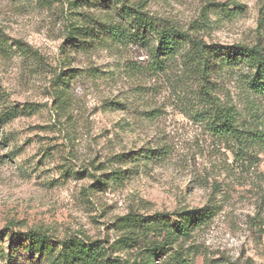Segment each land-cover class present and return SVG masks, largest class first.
Wrapping results in <instances>:
<instances>
[{
    "label": "rangeland",
    "instance_id": "obj_1",
    "mask_svg": "<svg viewBox=\"0 0 264 264\" xmlns=\"http://www.w3.org/2000/svg\"><path fill=\"white\" fill-rule=\"evenodd\" d=\"M72 1L0 0V31L40 56L0 55L4 100L34 106L0 128V264H50L23 250L22 239H9L14 231L43 232L53 242L98 241L111 259L132 261L138 248L117 243L118 217L162 213L173 222V213L204 206L214 207L212 217L144 264H264V136L238 149L210 129L199 115L197 83L179 61L156 70L135 43L65 53ZM208 1L244 10L205 18ZM126 2L142 4L159 26L194 32L207 44L264 43V0ZM77 11L108 14L91 4ZM65 69L71 77L60 104L56 76ZM242 75L224 71L215 95L237 107L243 129L258 126L263 135L264 97L248 92ZM163 146L159 160L143 154L133 163L116 161L120 153ZM119 170L125 174L115 179Z\"/></svg>",
    "mask_w": 264,
    "mask_h": 264
},
{
    "label": "trees",
    "instance_id": "obj_2",
    "mask_svg": "<svg viewBox=\"0 0 264 264\" xmlns=\"http://www.w3.org/2000/svg\"><path fill=\"white\" fill-rule=\"evenodd\" d=\"M40 1L50 4L53 0ZM87 4L99 7L101 12L108 13L107 16H92L77 11ZM70 6L72 12L69 14L72 13V16L65 26L64 44L61 47L65 53L85 52L109 42L135 43L146 49L156 70H164L168 63L179 61L197 83L195 97L197 103L202 105L199 115L210 129L233 141L238 149L248 148L249 145L244 144L245 142L262 141L264 134L262 135L259 127L243 129L237 107L232 102H221L215 95V88L216 80L223 72L234 69L243 71V85L248 92L264 97V43L207 44L194 32L173 26H159L144 11L142 4L130 5L126 0H74ZM202 8L205 18H208L209 12L214 11L233 18L244 10V6L236 2L208 1ZM73 15L77 17L74 18ZM261 22L260 19L259 25ZM2 54L22 55L40 61V56L27 43L18 39L10 40L0 31V55ZM69 73L70 70L65 69L56 76L57 99L60 104L65 100L64 88L71 77ZM33 110L32 104L6 102L0 93V128ZM252 114L250 118L254 124L259 123L260 117ZM2 140H6V136ZM143 154L159 160L164 157L165 147L120 153L115 157L117 162L133 163ZM112 174L115 179H121L125 171H114ZM104 184L106 181L96 182L98 186ZM213 208L204 206L175 212L173 214L177 219L173 222L168 215L162 213L144 216L130 211L118 217L115 225L120 228L122 235L117 243L138 248L136 258L121 263L108 257L106 249L98 241L70 237L53 242L45 233L36 231H14L9 233V239H22L20 247L23 250L37 253L40 259H48L50 264H144L147 255L157 256L172 246L180 236H189L194 227L213 216ZM25 238L28 239L27 242L24 241Z\"/></svg>",
    "mask_w": 264,
    "mask_h": 264
}]
</instances>
